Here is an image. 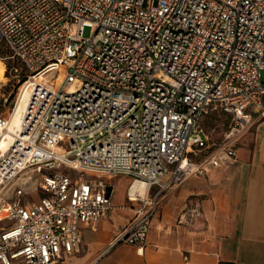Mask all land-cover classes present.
I'll return each mask as SVG.
<instances>
[{"label":"built area","instance_id":"built-area-1","mask_svg":"<svg viewBox=\"0 0 264 264\" xmlns=\"http://www.w3.org/2000/svg\"><path fill=\"white\" fill-rule=\"evenodd\" d=\"M0 43L22 79L18 98L28 96L0 155L10 222L0 264L78 253L83 228L112 208L95 176L132 179L127 200L137 205L119 242L141 251L159 196L207 173L204 163H233L248 109L264 111V0H0ZM213 114L230 117L222 154L196 164L189 156L209 148ZM9 121L0 116V136ZM134 182L146 195L130 192ZM32 187L41 197L27 205Z\"/></svg>","mask_w":264,"mask_h":264},{"label":"crops","instance_id":"crops-1","mask_svg":"<svg viewBox=\"0 0 264 264\" xmlns=\"http://www.w3.org/2000/svg\"><path fill=\"white\" fill-rule=\"evenodd\" d=\"M22 93L11 116L17 120L28 101ZM247 113L251 126L235 144L236 160L161 194L141 251L119 242L137 205L127 200L131 178L95 176L107 186L112 208L83 228L80 251L64 255L63 264H264V111ZM32 188L37 202L41 192Z\"/></svg>","mask_w":264,"mask_h":264},{"label":"rangeland","instance_id":"rangeland-1","mask_svg":"<svg viewBox=\"0 0 264 264\" xmlns=\"http://www.w3.org/2000/svg\"><path fill=\"white\" fill-rule=\"evenodd\" d=\"M85 37H89L91 35V29L90 28H85L83 32ZM7 53L4 51L3 45L0 43V56H6ZM0 61L4 64L5 66V71H4V80H0V116L3 117H10L13 115L15 112L14 109L17 104L18 100V94H19V87L22 83V79L20 77H14L10 73V66H11V61H2L0 58ZM25 71H23V74ZM263 78H264V73H263ZM228 121L226 116H219L217 114H213L206 118L204 121V129L209 137V142H208V149H202L198 150L196 152V155H190V159L195 162L196 164H201L204 163V161L207 159H212V156L216 157L219 154H222L221 149L224 147V138H225V133L228 131ZM4 132H2L0 139L2 138ZM204 166H207L208 169H211L210 165L208 163H204ZM61 171H63L66 174H74L71 170H69L66 167H62ZM199 174V173H198ZM194 176V175H193ZM192 177V176H191ZM32 179V180H31ZM35 178H30V179H25V184L24 186L29 185L31 182L35 181ZM117 180V179H116ZM132 183V179L130 180ZM125 184V182H123ZM16 185L12 187L11 192L13 193L16 189ZM33 188L28 192H26V195L23 197V201L25 204L31 203L33 201V194L32 191ZM31 193V195L29 194ZM4 211L2 209V205L0 204V226H7L10 224L6 219L3 218ZM63 264V261L61 262Z\"/></svg>","mask_w":264,"mask_h":264},{"label":"bare ground","instance_id":"bare-ground-1","mask_svg":"<svg viewBox=\"0 0 264 264\" xmlns=\"http://www.w3.org/2000/svg\"><path fill=\"white\" fill-rule=\"evenodd\" d=\"M4 71H5V66L0 61V80L2 79L4 80ZM24 90L25 89H23L22 91L23 93H24ZM16 112H17V109H16ZM22 119H23L22 116L20 117L19 120H17L16 118H11L9 122L8 130L3 133L2 138L0 139V155H1V152H5L10 146V143L14 135L17 133V131L19 130L21 126ZM130 192L132 194L138 192L140 195L144 196L147 193V186L146 184L142 182H134Z\"/></svg>","mask_w":264,"mask_h":264},{"label":"trees","instance_id":"trees-1","mask_svg":"<svg viewBox=\"0 0 264 264\" xmlns=\"http://www.w3.org/2000/svg\"><path fill=\"white\" fill-rule=\"evenodd\" d=\"M3 45V44H2ZM3 48H4V51H6V53H7V49L4 47V45H3ZM0 58L1 59H3L4 58V56H0ZM230 129V124H228V130ZM227 133V132H226ZM226 133H225V135H226Z\"/></svg>","mask_w":264,"mask_h":264}]
</instances>
